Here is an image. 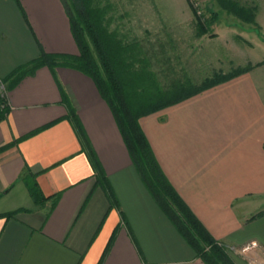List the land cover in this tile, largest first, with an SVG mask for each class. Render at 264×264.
Listing matches in <instances>:
<instances>
[{"label": "crops", "instance_id": "0c3cea01", "mask_svg": "<svg viewBox=\"0 0 264 264\" xmlns=\"http://www.w3.org/2000/svg\"><path fill=\"white\" fill-rule=\"evenodd\" d=\"M41 50L78 54L62 0H0V93L7 112L0 121V264H205L144 186L89 77L41 67L5 89L3 80ZM244 76L139 124L195 217L217 242L243 252L235 264H264V215L250 220L264 199V92ZM71 113L117 207L97 182ZM27 181L46 200L36 203Z\"/></svg>", "mask_w": 264, "mask_h": 264}, {"label": "trees", "instance_id": "16d2710c", "mask_svg": "<svg viewBox=\"0 0 264 264\" xmlns=\"http://www.w3.org/2000/svg\"><path fill=\"white\" fill-rule=\"evenodd\" d=\"M79 1L80 3L76 2L73 6L74 15L66 12L78 55L47 54L41 50L38 58L18 67L3 80L8 82L5 89L11 90L24 77L32 76L41 67L70 68L89 77L100 96L108 104L129 157L162 213L202 262L234 264L227 255L225 247L210 235L167 180L140 127L139 119L182 102L209 87L229 81L247 72L248 69H237L227 75L213 76L198 86L188 82L176 83L165 91L157 83L153 72L148 69L147 60L135 55L133 51L136 49L120 46L112 34L104 29L97 6L89 8L87 1L91 0ZM213 1L244 24L251 25L255 22L254 8L243 6L235 0ZM210 21L206 24L199 21V29L205 32ZM86 36L92 40L93 50L86 42ZM136 63H139L141 67H134ZM6 114L5 93L2 92L0 93V121L6 117ZM70 118L78 131V138L82 145L87 146L86 152L95 170L99 186L108 196L110 203L117 207L118 202L112 187L96 160L78 120L73 113L70 114ZM27 184L30 195L36 203L46 200L35 182L27 181ZM57 199L58 195L54 196L53 203ZM261 215L264 213L252 216L250 220ZM12 216L13 214L5 215V217Z\"/></svg>", "mask_w": 264, "mask_h": 264}, {"label": "rangeland", "instance_id": "374dc122", "mask_svg": "<svg viewBox=\"0 0 264 264\" xmlns=\"http://www.w3.org/2000/svg\"><path fill=\"white\" fill-rule=\"evenodd\" d=\"M235 1L255 9L253 24H244L213 0H91L87 3L89 8L97 6L102 26L120 46L136 49L133 53L147 60L148 69L165 91L176 83L198 86L213 76L247 68L239 76L256 81L264 92V0ZM76 2L80 3L62 0L71 15ZM199 21L203 24L210 21L205 32L199 29ZM86 42L93 50L92 40L87 36ZM134 67L141 65L136 63ZM261 201L264 204V199L258 201L260 210L255 215L264 213ZM224 247L233 263H239L243 252Z\"/></svg>", "mask_w": 264, "mask_h": 264}]
</instances>
